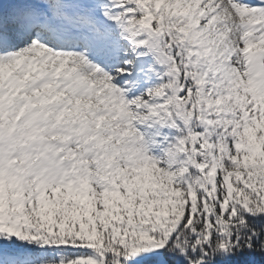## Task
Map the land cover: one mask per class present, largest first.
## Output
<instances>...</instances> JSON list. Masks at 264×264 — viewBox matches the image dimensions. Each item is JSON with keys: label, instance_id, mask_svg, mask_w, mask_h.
<instances>
[{"label": "snow or ice", "instance_id": "obj_1", "mask_svg": "<svg viewBox=\"0 0 264 264\" xmlns=\"http://www.w3.org/2000/svg\"><path fill=\"white\" fill-rule=\"evenodd\" d=\"M0 264H264V0H0Z\"/></svg>", "mask_w": 264, "mask_h": 264}]
</instances>
